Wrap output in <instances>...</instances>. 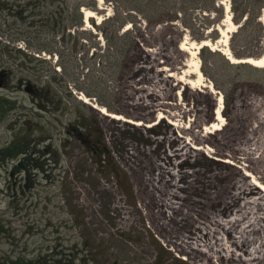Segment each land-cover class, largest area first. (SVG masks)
<instances>
[{
	"label": "rangeland",
	"instance_id": "1",
	"mask_svg": "<svg viewBox=\"0 0 264 264\" xmlns=\"http://www.w3.org/2000/svg\"><path fill=\"white\" fill-rule=\"evenodd\" d=\"M94 1L95 6L87 0H0V96L14 106L0 122V150L15 140L41 141L0 165V264L50 255L69 264H189L152 227L146 215L155 209L141 206V183L133 171L139 151H171L166 143H147L163 139L162 131L141 126L137 134L133 125L109 116L158 122V112L140 119L126 106L127 93L135 92L131 87L143 84L139 67H179V77L187 69L181 63L197 62L202 84L216 93L197 86L199 91H190L195 98L176 96L181 109L191 111L176 124L193 120L195 106L213 114L220 98L221 130L198 145L202 157L228 160L236 174L259 178L255 162L232 157L229 148L245 136L264 138V71L230 63L217 42L220 32L229 37L234 60L261 57L264 0ZM83 5L81 12L95 18L72 25ZM228 14L232 24L225 22ZM63 26V34L43 32ZM204 40L212 48L194 50ZM181 45L193 55L179 51ZM36 88L38 95H31ZM173 129V138L184 135ZM235 177L230 174L226 183Z\"/></svg>",
	"mask_w": 264,
	"mask_h": 264
},
{
	"label": "bare ground",
	"instance_id": "2",
	"mask_svg": "<svg viewBox=\"0 0 264 264\" xmlns=\"http://www.w3.org/2000/svg\"><path fill=\"white\" fill-rule=\"evenodd\" d=\"M96 1L101 3V0ZM225 11H228V6ZM83 12L84 22L88 23L89 19L95 18L93 12ZM261 21L264 24V8ZM225 22L232 24L229 14ZM220 34L223 39L217 44L221 43L226 49L223 55L230 63L264 67V53L257 59H232L227 51L229 37L222 32ZM211 45L204 40L195 44L194 50ZM191 49L184 45L178 48L181 52L193 55ZM165 57L174 63L178 62L175 57ZM145 63L150 64L148 61ZM181 64L187 69L179 77H175V71H182L179 67L159 70L155 66H140L139 71L145 73L141 78L143 84L138 88L132 86L135 92L126 95L129 99L126 100V106L132 110V115L147 119L158 112V122L143 125L140 121L132 122L109 116L114 121L133 125L137 134L141 126L155 128L158 133L162 131L163 139L147 140V143L163 147L166 143L171 150L147 148L139 151L142 156L140 165L133 171L141 183V206L155 209V212L146 215L152 227L163 235L176 253L186 256L189 264H264V182H259L260 179L264 181V138L245 136V139L228 147L232 157L239 154L242 156L239 159L255 162L253 167L257 169L259 178L250 179L251 176L246 173L236 174L228 160L215 162L204 159L203 149L198 145L209 139L214 140L216 132L221 130V99L215 100L216 109L213 114L195 106L198 115L195 114L193 120L186 126L176 124L177 119L183 120L191 113L181 109L182 105L176 102V96L188 101L194 97V93H190L193 88L199 91L197 86L209 89L213 96L216 93L213 88L202 84L203 75L197 62ZM170 100L174 103L171 104ZM169 110L176 112L170 113ZM101 112L106 114L103 109ZM166 121L167 124H164ZM173 128L184 135L173 138ZM230 174L237 177L227 184ZM216 182L219 184L217 187Z\"/></svg>",
	"mask_w": 264,
	"mask_h": 264
},
{
	"label": "trees",
	"instance_id": "3",
	"mask_svg": "<svg viewBox=\"0 0 264 264\" xmlns=\"http://www.w3.org/2000/svg\"><path fill=\"white\" fill-rule=\"evenodd\" d=\"M87 1H89L91 3V5L95 6V1L94 0H87ZM164 1H166L167 3H173L174 4V2L170 1V0H164ZM30 4H35V3L33 2V3H30ZM174 5H177V3L175 2ZM82 7H85V5L78 6V8L76 9L75 19H74L73 24H72V25H75L77 27H79L82 24V21H83V15H82L83 13L81 12V8ZM22 10L23 9H20V12ZM178 12L185 13V11L183 9H178ZM19 16H20V14H19ZM24 23H23V25H24ZM63 29H64V26L63 27H59V28H55V27H50L49 28L48 27L45 30H43V32H61V34H63ZM1 50H2V47L0 46V51ZM48 53H50V52H48ZM58 54H60V53H58ZM243 67H245V66H243ZM246 68L252 69V70H254L256 72L264 71V68L263 69H257V68H254V67L252 68V67H250L248 65H246ZM26 84H29V81H27ZM38 92H39V89L36 88L30 94L31 95H38ZM10 102L11 101L9 99H7L6 97H1L0 96V122L3 119H5L7 114L13 109L14 106H13V104L11 105ZM5 104H7V105H9L11 107H9V106L7 107ZM40 142L41 141L38 140V139H36V140L35 139H29L28 143L24 142L23 140L20 141V142H19V140H17V141L15 140L13 143L8 145L7 148H4V149L0 150V165L2 163H4L7 159H11V158L16 159V156H18V155H24L25 156L27 153H30V150L33 149L34 147H36V145L39 144ZM16 143H18L17 144L18 146L15 145ZM23 161H25L24 158L22 160H20V162L18 163L16 168H18V167L20 168ZM51 256L52 255H50V258H47L48 256H46V257H43V258H39L36 261H33V262L30 261L29 263H27V262H25V263H27V264H69V262L65 263V261L60 260V259H54ZM71 264H73V263L71 262Z\"/></svg>",
	"mask_w": 264,
	"mask_h": 264
},
{
	"label": "water",
	"instance_id": "4",
	"mask_svg": "<svg viewBox=\"0 0 264 264\" xmlns=\"http://www.w3.org/2000/svg\"><path fill=\"white\" fill-rule=\"evenodd\" d=\"M249 64V63H248ZM253 66V65H252Z\"/></svg>",
	"mask_w": 264,
	"mask_h": 264
}]
</instances>
